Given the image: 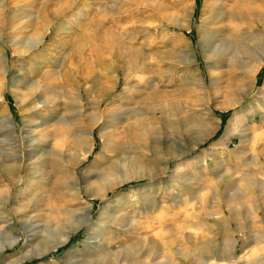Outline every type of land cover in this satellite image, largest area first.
Listing matches in <instances>:
<instances>
[{
	"label": "rangeland",
	"instance_id": "obj_1",
	"mask_svg": "<svg viewBox=\"0 0 264 264\" xmlns=\"http://www.w3.org/2000/svg\"><path fill=\"white\" fill-rule=\"evenodd\" d=\"M262 233L264 0H0V264H264Z\"/></svg>",
	"mask_w": 264,
	"mask_h": 264
},
{
	"label": "bare ground",
	"instance_id": "obj_2",
	"mask_svg": "<svg viewBox=\"0 0 264 264\" xmlns=\"http://www.w3.org/2000/svg\"><path fill=\"white\" fill-rule=\"evenodd\" d=\"M105 19V17H103V20ZM102 22V21H101ZM101 25V26H100ZM99 25V30H97L96 34H100V35H104V36H108L110 33L107 30L106 31V22L102 23ZM223 30V29H222ZM222 32V31H221ZM226 32V31H225ZM207 42L209 43V47L213 48L214 43L219 42L220 45H224L225 42H227V38L222 34V36H217L214 32H211L207 38H206ZM219 40V41H218ZM39 41H37L38 43ZM33 43V42H32ZM98 43V42H97ZM39 44V43H38ZM37 45V44H36ZM38 46V45H37ZM31 48V47H30ZM256 67L255 65H252L251 67H249V70H255ZM149 84V83H148ZM158 92H152L151 94H149L148 96V102H153L156 101L158 99ZM108 168V167H107ZM112 173L111 168L108 169L107 171H103L102 173L100 172L97 176H98V185L100 187V189H102V191L106 192L108 189V183L110 180H112V177H110V174ZM122 177H125L122 175ZM120 181H118L117 183H119ZM263 234V233H262ZM264 236V234H263ZM256 238V237H255ZM258 238V237H257ZM261 238V237H260ZM262 240H264V237L261 238ZM64 244L63 240H59L57 243V246Z\"/></svg>",
	"mask_w": 264,
	"mask_h": 264
}]
</instances>
